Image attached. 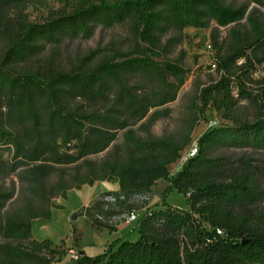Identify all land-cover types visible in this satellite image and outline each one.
<instances>
[{
	"label": "trees",
	"instance_id": "trees-1",
	"mask_svg": "<svg viewBox=\"0 0 264 264\" xmlns=\"http://www.w3.org/2000/svg\"><path fill=\"white\" fill-rule=\"evenodd\" d=\"M25 1L0 0V20L6 7ZM244 1L80 0L73 12L44 24L15 25L0 54V234L13 241L0 242V264H52L44 255L52 253V243L32 238V220L50 219L51 199L72 187L117 180L118 191L130 196L150 192L160 179L168 181L165 196H186L187 209L146 215L137 222L136 239H114L103 252L83 253L69 264H264V211L256 208L264 201L258 178L264 169L246 161L240 175L220 180L212 174L219 160L209 156L219 145L264 150V74L252 89L253 73L264 63V0ZM251 3L257 8L249 11ZM212 23L237 25L225 38L217 30L210 34L218 78L200 88L178 139L154 136L152 125L169 116L166 105L177 99L190 71L180 48L184 30ZM115 25L128 28L120 47L90 50L69 67L56 50L46 53L49 44L87 39L96 27ZM245 102L257 110L252 122L236 118ZM209 107L233 125L210 126L197 154L170 177L168 166L190 144ZM101 153V160L90 159ZM76 163L85 172L72 186L56 167ZM13 174L39 208L5 217L16 191L14 181L6 186Z\"/></svg>",
	"mask_w": 264,
	"mask_h": 264
},
{
	"label": "rangeland",
	"instance_id": "rangeland-1",
	"mask_svg": "<svg viewBox=\"0 0 264 264\" xmlns=\"http://www.w3.org/2000/svg\"><path fill=\"white\" fill-rule=\"evenodd\" d=\"M80 0H26L21 4H13L6 7L4 18L0 20V54L6 49L10 39L14 36V28L18 22H28L32 24H44L54 17L62 14H68L74 11ZM239 4H246L244 0H238ZM257 8L254 3L249 4V11ZM264 13V9L260 8ZM244 22V21H243ZM232 27H217L215 23L211 24L208 29H195L188 27L184 30V41L182 49L185 50V61L190 71L187 75L186 82L181 88L177 99L166 105L169 109V116L159 119L151 127V133L156 137L179 138L181 133L186 131L185 119L192 112L191 105L194 102L201 87L215 81L218 74L215 70L214 52L210 44V34L217 30L221 38L228 36ZM128 28L126 25H115L111 28L98 26L94 29L90 38L84 39L80 36L67 37L59 46L55 47L49 44L46 47V53L57 51L60 63L64 67H69L71 61L79 58V55H85L90 50L102 48L107 50L112 46H121L127 37ZM178 48L172 59L179 56ZM264 74V63L253 73L252 89L257 90L260 87L261 77ZM258 114L256 108L248 103H241L236 118L240 121H254ZM216 126H232L233 122L225 120L222 112L215 111L212 107L206 109L192 135L191 142L184 151L181 152L180 158L168 166L170 177L177 174L187 161V154L197 144L201 136L209 129L210 124ZM123 132H120L119 139L122 138ZM105 153L91 156V160H101ZM209 156L219 160V165L212 169V174L220 180H228L234 176L240 175L246 161L252 166H258L264 169V150L253 147H234V146H216L209 151ZM7 157V153L4 155ZM66 174L67 180L75 186L79 183V174H84L85 168L79 166V163L69 166H58ZM259 183L264 188V175H259ZM58 174H52L50 181L56 182ZM14 181L16 191L14 197L7 203L2 211L3 216H13L26 207L33 210L39 208L38 201L34 196L26 193V183L20 180L19 176L13 174L6 186ZM23 184L25 185L23 187ZM168 181L161 179L154 186L150 193V201L137 202L127 201L119 203L116 206L105 208L99 201L103 194L117 192L118 181H96L93 185H82L81 188L72 187L65 192V195H58L51 199V218H35L32 220V238L37 241L48 240L52 243V253H45L50 258L52 264H69L75 260L72 256L77 257L83 253L96 255L104 251L111 242L108 238L107 231L100 230L96 226V220H100L107 225L110 231L117 230L120 226L126 228L121 231L124 236L134 238L137 236V223L127 224L124 220H117L116 217L129 210L137 209L141 216H146V210L158 212L167 207L187 209L186 196L179 194L177 191L171 192L165 196V189ZM80 207V209H79ZM258 210L264 211V201L256 205ZM76 214V217L72 216ZM79 216H84L79 221ZM101 217V219H98ZM157 227L164 231L163 227ZM106 228V227H104ZM96 234H94V233ZM95 235V237H93ZM98 237V244L94 243V238ZM0 242L13 241L6 240L0 234ZM83 245H87L85 250H81Z\"/></svg>",
	"mask_w": 264,
	"mask_h": 264
},
{
	"label": "built area",
	"instance_id": "built-area-1",
	"mask_svg": "<svg viewBox=\"0 0 264 264\" xmlns=\"http://www.w3.org/2000/svg\"><path fill=\"white\" fill-rule=\"evenodd\" d=\"M210 126H216L215 123H211ZM198 152V148H197V144L190 150V152L187 154L186 158H190L193 157L197 154ZM151 197H150V193L149 192H138V193H134L130 196H126L124 194H122L121 192L117 191L114 193H107V194H103L99 197V201L101 203H103V206L105 208H108V206H116L119 203H124L127 201H137V202H145V201H150ZM153 213V211L151 210H146L145 215H151ZM143 216H141V213L139 210L134 209V210H129L127 212L122 213L121 215L117 216L116 219L117 220H124L125 223L127 224H132V223H137L139 222V220L142 218ZM98 219H101V217H99ZM100 221V220H99ZM159 223H162V220L158 221ZM217 233L219 235H223V231L218 229ZM74 259L77 258V255H73L72 256Z\"/></svg>",
	"mask_w": 264,
	"mask_h": 264
},
{
	"label": "crops",
	"instance_id": "crops-1",
	"mask_svg": "<svg viewBox=\"0 0 264 264\" xmlns=\"http://www.w3.org/2000/svg\"><path fill=\"white\" fill-rule=\"evenodd\" d=\"M161 180V179H160ZM160 180H158V181H160ZM157 181V182H158ZM117 191L119 190V186H117ZM153 189V187L151 188V190ZM79 209H80V207H79ZM84 216H79V221H80V219H82ZM137 225H138V223H137ZM126 228V226L125 225H122V226H120L117 230H114V231H110L109 229H107V228H104V227H101V229L100 230H102V231H107V236H108V238H111L112 240H114V239H117V238H126V239H129V240H134V239H136L137 237H138V229H137V236H135L134 238L132 237V238H130L129 236H124L122 233H121V231L123 230V229H125ZM94 233V232H93ZM95 234V233H94ZM96 235V234H95ZM95 235L93 236V237H95ZM111 240V241H112ZM94 243L95 244H98V237L97 238H94ZM87 248V245H83L82 246V248H81V250H85ZM87 254V253H86ZM91 256H94V255H91Z\"/></svg>",
	"mask_w": 264,
	"mask_h": 264
},
{
	"label": "water",
	"instance_id": "water-1",
	"mask_svg": "<svg viewBox=\"0 0 264 264\" xmlns=\"http://www.w3.org/2000/svg\"><path fill=\"white\" fill-rule=\"evenodd\" d=\"M72 217L75 218L76 217V214H74Z\"/></svg>",
	"mask_w": 264,
	"mask_h": 264
}]
</instances>
